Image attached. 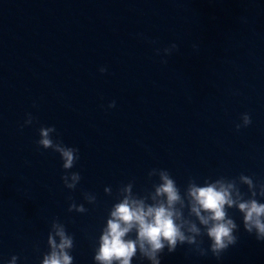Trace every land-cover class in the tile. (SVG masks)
I'll use <instances>...</instances> for the list:
<instances>
[{
  "label": "clouds",
  "instance_id": "obj_1",
  "mask_svg": "<svg viewBox=\"0 0 264 264\" xmlns=\"http://www.w3.org/2000/svg\"><path fill=\"white\" fill-rule=\"evenodd\" d=\"M177 48L178 45L173 43L164 49V53L168 55ZM105 71L106 68H100L101 73ZM115 106V101L108 105L109 108ZM240 119L241 123L235 125L237 131L252 123L248 113H243ZM33 120L32 115L27 114L21 127L31 125ZM38 133V147L59 154L64 170L61 180L65 188L75 190L81 175L71 169L79 160V149L54 139L55 126H41ZM148 176L150 179L158 177L159 182L153 183L152 190L143 195L133 191L134 182L131 181L118 188L116 202L109 210L98 246L94 249L95 264H132L138 255L149 264H161L165 249L174 253L178 246L185 244L195 246L194 250L201 256L211 252L219 259L238 241L236 233L240 226L229 214V209H236L241 214L243 228L248 234L264 242V203L257 199L264 197V182H254L252 177L244 174L234 178L205 179L202 185L195 178H189L182 192L165 169H152ZM241 185L247 186V192L241 191ZM104 192L112 195L111 187H105ZM84 199L88 204L96 203L93 193H85ZM68 211L85 213L88 209L73 201ZM204 236L210 241L208 248L201 247ZM47 246L48 251L42 254L40 264H73L74 237L58 219L51 222ZM18 259L12 255L6 264H17Z\"/></svg>",
  "mask_w": 264,
  "mask_h": 264
}]
</instances>
